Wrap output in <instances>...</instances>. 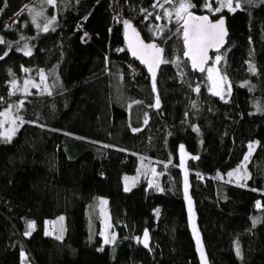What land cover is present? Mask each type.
I'll use <instances>...</instances> for the list:
<instances>
[{
    "label": "trees",
    "instance_id": "obj_1",
    "mask_svg": "<svg viewBox=\"0 0 264 264\" xmlns=\"http://www.w3.org/2000/svg\"><path fill=\"white\" fill-rule=\"evenodd\" d=\"M37 1L0 0V119L17 102L12 84L29 72L45 71L51 91L23 100L16 144L0 136V147L11 146L0 152V264H23V253L34 264H200L182 197L180 145L198 158L188 168L210 263L264 264V0H242L218 16L206 0H191L194 16L226 19L228 39L211 54V61L222 56L225 98L185 58L181 0L138 20L143 39L162 49L154 79L126 49L128 22L116 20L143 0H55L42 27L28 11ZM252 142L249 179L220 188L216 175L238 167ZM141 158L153 160L162 192L145 180L124 190L123 177L136 173ZM98 196L109 202L113 253L99 225L90 230L87 206ZM60 217L65 236H48L46 226Z\"/></svg>",
    "mask_w": 264,
    "mask_h": 264
},
{
    "label": "rangeland",
    "instance_id": "obj_2",
    "mask_svg": "<svg viewBox=\"0 0 264 264\" xmlns=\"http://www.w3.org/2000/svg\"><path fill=\"white\" fill-rule=\"evenodd\" d=\"M143 1L144 3L139 8L133 9V11L135 9L138 11L137 20L133 18V11H132L131 14L129 15L125 14V16H123L122 22L124 23L128 22V24L132 25L134 28H137V26L139 25L138 20L155 11L151 9L150 5L149 6L147 5L148 0H143ZM241 1L242 0H231L232 8L235 10L238 9L241 5ZM164 2L165 0H161L159 3V7L160 4H163ZM227 2L228 0H224L225 4ZM54 3H49L48 0H39L34 5H31L28 11L32 21L36 25L42 27L41 22L49 20V18L47 17V8L49 5H52ZM209 3L211 4L213 10L219 7L218 0H210ZM237 4H239L238 8L236 7ZM207 10L211 16H218L224 10H229V9L227 7H223L219 12L210 11L208 8ZM0 39H2L1 35H0ZM21 52H23L24 54L26 52L31 53V49L30 47H25L21 49ZM221 59L222 56L220 54L214 57V59L211 61V63L206 69V76L210 83L211 93L216 96L225 98L229 95L230 91L225 78L223 77V75L221 74L218 68V64ZM242 86L248 87L249 83L248 82L242 83ZM32 94H37L42 96L51 94L45 71L40 70L35 75H31L29 72V76H27L22 83L14 82L12 84L11 96L16 98L17 102H14L8 109L3 111L1 114L0 136L3 141L9 143L13 141V145L17 143L16 138L21 133V130L23 128L21 118L18 116V109L20 108L23 100H25ZM249 145H252V148L251 149L249 148L245 156L247 157V159L244 158L243 162L238 167L229 171L228 173L225 174L219 173L216 175V179L219 180L218 186L220 188L226 186L227 184L242 185L249 179L250 172L248 169V164L250 163L252 153L257 143L252 142ZM7 150H11V146L0 147V152ZM230 173L231 175H229ZM161 179H162V175L158 173L157 167L153 163V160L149 158H141L139 159V164L136 173L132 175H125L123 177V188L126 192H128L132 190L137 185L138 182H140L141 180H145L148 183V189H153L155 192H162ZM157 215H158V211H156V216ZM87 216L89 219L90 230L95 231L97 226L99 225V233H100V237L103 240V246L109 247V249L113 253L117 247L118 237L111 225L108 199L103 196L95 197L87 206ZM29 224H33L34 227L29 228ZM34 229H35V223L31 219L27 220V230L32 231ZM45 233L48 236L62 239L66 233L64 217H60L57 220L53 221V225L46 226ZM237 249L239 251H237ZM235 252L237 257L241 259L242 256L241 248L238 243H236L235 245ZM23 258L25 259L23 264H34L33 262L30 261L29 259L30 256L28 255L26 256V253H23Z\"/></svg>",
    "mask_w": 264,
    "mask_h": 264
},
{
    "label": "water",
    "instance_id": "obj_3",
    "mask_svg": "<svg viewBox=\"0 0 264 264\" xmlns=\"http://www.w3.org/2000/svg\"><path fill=\"white\" fill-rule=\"evenodd\" d=\"M187 19V16L185 20ZM220 19L224 20L223 28L226 32V35H222L221 39H218L213 46L207 47L204 52L202 53H195L193 52L191 55H189V47L188 44L185 43L184 40V49H185V58L188 61V64L190 68L194 71L202 72L200 69L203 68L204 70L207 69L209 64L211 63V54L213 51L219 49L222 45H224L228 39L229 32L227 28V22L226 19L218 18V19H210V23H218ZM185 22V21H184ZM189 24L195 23L194 21L189 20ZM184 25V24H183ZM182 30L184 31V28L182 27ZM124 40H125V46L127 51L130 53V55L148 72L152 74V71H149V66L151 65L153 70L156 71L159 63H155V60L157 57H159L161 61V54L160 52L157 53L155 49L146 47L147 45H153L154 43L146 42L141 34L137 31L136 28H134L132 25L127 24L124 27ZM155 45V44H154ZM156 46V45H155ZM158 49V47L156 46ZM133 51L136 52V55H133ZM192 55L196 58V64L197 67L193 66L192 62ZM144 61H147L145 63ZM203 70V71H204ZM198 158L193 156L190 152L187 151L185 145H180L178 149V165H179V171H180V177H181V191H182V197L183 202L185 206L186 216H187V224L188 229L191 234V238L194 244L195 253L197 255V258L199 260L200 264H211L206 247L203 241V236L201 233V229L199 227L198 223V216L196 212L195 202L192 197V187H191V181H190V173L188 165L191 161H197ZM142 244L145 246L147 244L148 246V237H145L142 239ZM146 247V246H145Z\"/></svg>",
    "mask_w": 264,
    "mask_h": 264
},
{
    "label": "snow or ice",
    "instance_id": "obj_4",
    "mask_svg": "<svg viewBox=\"0 0 264 264\" xmlns=\"http://www.w3.org/2000/svg\"><path fill=\"white\" fill-rule=\"evenodd\" d=\"M49 3H54V0H48ZM166 3L171 2V0H165ZM219 7L216 9H212L211 4L207 2L205 3V7L208 8L210 11H216L219 12L221 8L227 7L230 11H234L235 9L232 8L231 0H228V2L225 4L224 0H218ZM157 3H159V0H157ZM195 5L191 4V0H181L179 7L177 9L176 15L179 19H184V17L181 15V13H187V19L184 22L183 28V36L185 43L188 44L189 47V55H191L193 52L195 53H202L204 50L209 47L213 46V44L218 40L222 38V35H226V32L223 28L224 20L220 19L218 23H210L208 16H194L189 9L191 7H194ZM160 7H163L162 4H160ZM236 7H239V4L236 5ZM170 15V14H169ZM159 19V17H158ZM194 21L195 23L189 24L188 21ZM47 31V27L44 29ZM2 39H0V43H2ZM146 47L155 49L157 53L162 52V49H157L156 46L153 45H147ZM26 55H30V52H26ZM133 55H136V52L133 51ZM2 59V57H0ZM218 59V58H217ZM147 63V61H144ZM161 62L159 57L156 58L155 63ZM192 62L193 66L197 67L196 64V58L194 55H192ZM201 71L204 69L201 68ZM254 71V69H252ZM149 71H152L153 79L155 78V71L153 70L152 66H149ZM198 90V89H197ZM158 104V101H157ZM10 139V137H9ZM249 148H252V145H249ZM247 159V157H245ZM231 175V173L229 174ZM33 224H29V228H33ZM30 233H26V235H29ZM145 237H147V233H145ZM147 247V244H145ZM237 251H239L237 249Z\"/></svg>",
    "mask_w": 264,
    "mask_h": 264
},
{
    "label": "built area",
    "instance_id": "obj_5",
    "mask_svg": "<svg viewBox=\"0 0 264 264\" xmlns=\"http://www.w3.org/2000/svg\"><path fill=\"white\" fill-rule=\"evenodd\" d=\"M160 1H161V0H159V3H160ZM159 3H157V0L155 1V3L153 4V7H152V10H153V11L156 10V9L159 7ZM133 18H134L135 20H137V18H138V11H137L136 9L133 11ZM116 20H117L118 22L122 21V20H123V16H121V15H117V16H116ZM15 21H16V18L11 19V20H8L6 23H7L8 26H10V25H12V23L15 22ZM82 26H83V23H82V22L79 23V29H82ZM130 73H131L133 76H134V75H137V74L139 73V69H138L137 67H135V66H130ZM48 224L50 225L51 223L49 222ZM30 257H31V259H33L32 255H31Z\"/></svg>",
    "mask_w": 264,
    "mask_h": 264
},
{
    "label": "crops",
    "instance_id": "obj_6",
    "mask_svg": "<svg viewBox=\"0 0 264 264\" xmlns=\"http://www.w3.org/2000/svg\"><path fill=\"white\" fill-rule=\"evenodd\" d=\"M256 148V147H255ZM255 150V149H254ZM254 152V151H253ZM253 154V153H252ZM51 225H53V222H51ZM32 262V261H31Z\"/></svg>",
    "mask_w": 264,
    "mask_h": 264
}]
</instances>
